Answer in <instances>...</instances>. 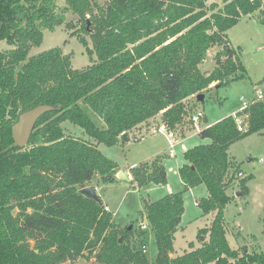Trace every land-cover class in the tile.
<instances>
[{
  "label": "trees",
  "instance_id": "trees-1",
  "mask_svg": "<svg viewBox=\"0 0 264 264\" xmlns=\"http://www.w3.org/2000/svg\"><path fill=\"white\" fill-rule=\"evenodd\" d=\"M58 1L0 0V42L10 46L0 50V264H76L79 258L93 264H148L130 247L131 230L118 229L101 198L79 194L94 177L98 184L116 181L118 165L98 145H124L132 129L158 115L173 130L184 123L188 98L212 84L220 88L243 79L238 50L226 33L256 12L264 25L263 0H221L222 7L207 0H63L62 9ZM68 12L78 16L84 32L91 33L87 20L93 25V52L86 51L96 60L82 70H74L59 49L28 56L43 32L60 26ZM79 42L86 45L81 37ZM213 46L219 47L215 66L204 74L199 66ZM38 105L52 111L38 119L28 146L20 149L11 128L22 112ZM242 113L248 115L244 132L226 117L199 132L208 144L183 154L179 177L184 189L204 185L208 193L198 207L214 217L197 235H207V242L170 258L184 213L182 193L144 202L158 249L156 264H264V250L243 249L238 255L225 237L227 191L236 182L244 197L251 179L238 177L228 149L264 130V103L237 115ZM64 122L87 138L66 133ZM130 174L135 188L167 182L160 157L131 168Z\"/></svg>",
  "mask_w": 264,
  "mask_h": 264
},
{
  "label": "rangeland",
  "instance_id": "rangeland-1",
  "mask_svg": "<svg viewBox=\"0 0 264 264\" xmlns=\"http://www.w3.org/2000/svg\"><path fill=\"white\" fill-rule=\"evenodd\" d=\"M104 1L102 0L101 3ZM218 2L219 7H222L221 0ZM57 6L62 9L66 5L63 0H59ZM86 19H89V16H86ZM261 19L259 12L244 16L227 31L226 35L232 47L238 50V57L245 70V77L220 88H215L216 84H212L203 92V101L198 102L193 98L192 101L185 102L188 106L184 120L187 130L192 127L190 117L197 109L203 111L205 116L203 118L206 119H202L194 126L195 129L186 135L187 143H181L180 139L173 138L169 133L151 134L152 129L144 128L139 142H131L125 146L118 144L113 147L98 145V150L105 157L117 162L122 167L146 161L153 152L162 148L167 153V156L163 158V166L167 174V182L164 185L148 184L140 189H134L135 186L132 187L123 181L107 185L99 184L101 188L98 195L113 214L112 222L122 231L131 227L129 245L136 251H140V246L144 245L145 254L143 255H145L148 264H156L158 249L154 234L145 218L144 202H154L170 194L182 193L184 214L180 227L174 235L172 252L168 255L170 258L198 249L202 243L208 241L207 235H202L199 238L197 235L200 230H207L210 227L214 216L213 214L204 216L200 208L194 205L195 201L199 202L206 197V187L199 185L185 190L179 184L175 167L182 160L183 152L196 145L208 143L197 136L195 132L199 128L214 125L215 122L212 123L214 120L219 119L220 121L242 112L244 103H252L256 99L254 88L261 93L262 103H264V25L261 24ZM87 22V29L91 33L81 30L82 26L78 22L76 14L66 13L64 22L60 26H57L53 31L43 32L40 45L31 47L28 56L31 57L51 49H59L62 54L70 57V64L74 70H82L90 66L95 62L96 57L95 54L90 56L86 49L93 52L95 40L92 33L93 25L90 21L87 20ZM80 37L86 41V45L79 42ZM9 49V45L0 42L1 51ZM218 50V46H213L207 51L204 62L199 66L202 73L207 74L213 70L214 55ZM85 111L97 127H103L99 118L89 108L86 107ZM154 120L150 121L151 125L166 127L162 118ZM150 122L146 125L148 126ZM62 128L69 129L76 136L87 138L79 127L69 122H64ZM166 129L169 128L166 127ZM135 132L136 130L133 129L130 131V133ZM170 147H173V151ZM228 154L231 162L241 170V178L251 176V179L247 183L248 195L237 196L236 182L227 191L231 201L224 209L225 237L229 247L235 250L238 255L242 254L243 249H246L248 253H260L264 250V130L234 143L229 147ZM142 225L146 229L141 230ZM76 264H93V260L79 258L76 260Z\"/></svg>",
  "mask_w": 264,
  "mask_h": 264
},
{
  "label": "crops",
  "instance_id": "crops-1",
  "mask_svg": "<svg viewBox=\"0 0 264 264\" xmlns=\"http://www.w3.org/2000/svg\"><path fill=\"white\" fill-rule=\"evenodd\" d=\"M212 3H214V4H219V2H218V0H211V1H209V0H207V5H209V4H212ZM263 3H264V0H263ZM219 6V5H218ZM227 34V33H226ZM193 98H195L194 96L193 97H190V98H188L187 100H186V102L187 101H192V99ZM196 99V98H195ZM263 101V100H262ZM261 101V102H262ZM253 102H255V100L253 101ZM205 117V116H204ZM155 118H161L160 117V115H158V116H156V117H154L153 119H150V120H148L147 122H145V123H143V124H141V125H138L137 127H135L133 130H136V132L135 133H130L129 132V140L123 145V146H125V145H128L129 143H131V142H139V141H141V137H140V135H142V132H143V129L145 128L146 130H149V129H153V128H155V129H157L159 126L157 125V126H153V125H151V123L152 122H150V121H153ZM203 119H205V118H203ZM206 120V119H205ZM155 121V120H154ZM216 121H219V119L218 120H214L212 123H216ZM148 122H150V124L147 126L146 124L148 123ZM191 122V121H190ZM191 125H192V127H190V129H188L187 130V127H186V125H185V123H183L182 125H180L179 127H177V128H175V129H173V130H171V129H166V131L165 132H163V133H156V134H159V135H163V134H171L172 136H173V138H176V139H180V142L181 143H187L188 142V140L187 139H185V137H186V135L191 131V130H193V129H195L194 128V126L195 125H193L192 123H191ZM205 128H207V126L206 127H204V128H199L196 132H195V134H197V136H198V134H199V132L202 130V129H205ZM65 131H66V133H68V134H72L73 136H75V137H79V136H76V135H74L69 129H64ZM152 134V133H151ZM79 138H83V137H79ZM203 141H208V143H209V140H203ZM207 143V144H208ZM201 145H204V144H201ZM197 146V145H196ZM195 147V146H194ZM193 148V147H192ZM170 149H171V151H173L172 149H173V147H170ZM191 149V148H190ZM183 154H184V152H183ZM183 154H182V160L181 161H179V163L178 164H176V174H177V176H178V180H179V184H180V186L181 187H184V184L182 183V181L180 180V177H179V169L184 165V163H185V161H184V159H183ZM167 156V153H166V151L165 150H163V148L162 149H160V150H157L156 152H153L152 154H151V157L149 158V159H147L146 161H143V162H141V163H139V164H135V163H133L132 165H130V166H119V164L117 163V162H115V163H117L118 164V170H117V174L119 173V172H125L126 173V176H127V179H128V181H123V180H119L118 178H117V174H116V181L114 182V183H118V182H120V181H123V182H125V183H127V184H129L130 186H132V187H134L135 186V184L132 182V176H131V174H130V169L131 168H134V167H137V166H139V165H141V164H143V163H150L151 161H153L155 158H157V157H160L161 158V160H162V162H161V164H162V166L164 165L163 163V158H165ZM110 159V158H109ZM164 167V166H163ZM165 168V167H164ZM166 171V170H165ZM239 171L241 172V170L239 169ZM242 173V172H241ZM166 176H167V174H166ZM100 184V183H99ZM98 184V178L97 177H94L93 179H92V182L89 184V185H91V186H94L95 188H96V194L98 195V191L100 190V185ZM88 185V186H89ZM134 189H136L135 187H134ZM140 189V188H139ZM206 192H207V190H206ZM238 194V193H237ZM239 195V194H238ZM208 196V193H207V195H206V197ZM98 197H100L99 195H98ZM205 197V198H206ZM196 202V201H195ZM198 203V202H197ZM194 205H195V203H194ZM196 206V205H195ZM105 207H106V210H108V207H107V205H105ZM109 212H110V210H108ZM184 214V213H183ZM112 216H113V214H112ZM183 216V215H182ZM113 218V217H112ZM181 219H182V217H181ZM179 227H180V225H179Z\"/></svg>",
  "mask_w": 264,
  "mask_h": 264
},
{
  "label": "water",
  "instance_id": "water-1",
  "mask_svg": "<svg viewBox=\"0 0 264 264\" xmlns=\"http://www.w3.org/2000/svg\"><path fill=\"white\" fill-rule=\"evenodd\" d=\"M87 26H88V22H87ZM195 98L198 102H200L203 101L204 95L201 94L196 96ZM51 111H52V107L49 105H38L32 109L22 112L18 116L16 123L11 128V134L15 145L20 149L25 148L29 143L31 133L38 119L44 114ZM117 178L119 180L128 181L126 173L124 171L119 172L117 174ZM79 194L93 201L98 200V195L96 194V188L91 185L81 186ZM237 196L239 195L237 194ZM128 230H131V227Z\"/></svg>",
  "mask_w": 264,
  "mask_h": 264
},
{
  "label": "built area",
  "instance_id": "built-area-1",
  "mask_svg": "<svg viewBox=\"0 0 264 264\" xmlns=\"http://www.w3.org/2000/svg\"><path fill=\"white\" fill-rule=\"evenodd\" d=\"M254 93H255V97H256L255 102H261L263 100V97H262L261 93L256 88H254ZM255 102L244 103V104L242 103L243 104V110L248 109ZM203 117H204L203 111L200 110V109H197L195 111V113H193L192 116L190 117V121H191V123L193 125H197L203 119ZM233 118L235 120V124H236L238 132H240V133L244 132L245 131L244 124L248 120V115L246 113H242L241 115H234ZM165 131H166V127L165 126H160L157 129L153 128L151 130V133L152 134H156V133H163ZM238 177L241 178L242 177V173H238ZM195 205L198 206V203L195 202ZM140 229L144 230V229H146V227L142 225L140 227ZM140 251L143 254H145V246L144 245L140 246Z\"/></svg>",
  "mask_w": 264,
  "mask_h": 264
}]
</instances>
